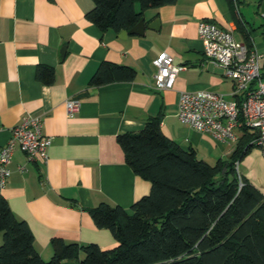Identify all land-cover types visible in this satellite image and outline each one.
Here are the masks:
<instances>
[{"label": "crops", "instance_id": "0c3cea01", "mask_svg": "<svg viewBox=\"0 0 264 264\" xmlns=\"http://www.w3.org/2000/svg\"><path fill=\"white\" fill-rule=\"evenodd\" d=\"M234 6L238 21L228 0H175L142 10L136 2L143 34L122 38L121 31L101 30L86 19L92 0H0V146L26 113L41 115L43 132L52 138L45 163L14 149L0 195L28 224L44 260L52 256L53 238L115 247L111 231L96 227L88 209L102 201L129 208L149 193L150 182L126 163L118 133L139 131L159 116L162 132L182 149L193 148L209 164L230 158L241 131L236 141L220 140L180 121L176 111L182 90L210 89L229 99L233 89L224 69L203 54L201 20L231 29L264 54V0H234ZM162 51L186 68L172 88L157 90L152 60ZM103 62L134 69V79L91 86ZM39 66L53 70L50 83L36 77ZM68 98L80 102L71 118ZM237 173L264 193L260 148L251 147L237 161Z\"/></svg>", "mask_w": 264, "mask_h": 264}, {"label": "trees", "instance_id": "16d2710c", "mask_svg": "<svg viewBox=\"0 0 264 264\" xmlns=\"http://www.w3.org/2000/svg\"><path fill=\"white\" fill-rule=\"evenodd\" d=\"M174 1L92 0L85 17L101 30L120 32L140 20L142 9ZM228 1L238 21L234 0ZM261 69L264 75V60ZM134 76L130 67L103 62L89 83L96 87ZM36 77L50 83L53 70L39 66ZM240 131L230 158L215 164L168 138L159 116L139 131L118 133L126 163L150 182V190L129 208L102 201L88 209L95 226L109 229L117 241L111 249L53 238L52 256L44 260L28 224L0 195V264H63L69 259L78 264H264V193L235 169L256 134L246 127Z\"/></svg>", "mask_w": 264, "mask_h": 264}, {"label": "built area", "instance_id": "2783aa9c", "mask_svg": "<svg viewBox=\"0 0 264 264\" xmlns=\"http://www.w3.org/2000/svg\"><path fill=\"white\" fill-rule=\"evenodd\" d=\"M197 31L205 58L224 69L225 76L233 82V89L229 99L210 89L182 90L178 96L177 117L220 140L236 141V131L246 127L256 134L250 143L264 153V75L261 69L264 54L237 40L231 29L215 22L201 20ZM152 64L155 67L152 86L157 90L172 88L178 73L186 68L175 63L173 56L166 51L160 52ZM79 103L76 98L66 99L68 117L76 114ZM10 130V138L0 146V188L10 175L9 163L15 148L21 149L29 161L45 163L52 142V138L43 132L41 115L26 113ZM19 168L23 170L25 167L21 165Z\"/></svg>", "mask_w": 264, "mask_h": 264}, {"label": "water", "instance_id": "95a60500", "mask_svg": "<svg viewBox=\"0 0 264 264\" xmlns=\"http://www.w3.org/2000/svg\"><path fill=\"white\" fill-rule=\"evenodd\" d=\"M144 21L140 19L133 27L129 30H122L120 37L124 38L127 34H143Z\"/></svg>", "mask_w": 264, "mask_h": 264}, {"label": "rangeland", "instance_id": "374dc122", "mask_svg": "<svg viewBox=\"0 0 264 264\" xmlns=\"http://www.w3.org/2000/svg\"><path fill=\"white\" fill-rule=\"evenodd\" d=\"M256 147H257V146H256ZM1 240H2V239H1V235H0V243H1Z\"/></svg>", "mask_w": 264, "mask_h": 264}]
</instances>
